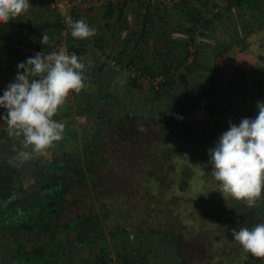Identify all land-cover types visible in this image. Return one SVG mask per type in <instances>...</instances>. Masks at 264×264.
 Returning <instances> with one entry per match:
<instances>
[{
  "label": "rangeland",
  "instance_id": "rangeland-1",
  "mask_svg": "<svg viewBox=\"0 0 264 264\" xmlns=\"http://www.w3.org/2000/svg\"><path fill=\"white\" fill-rule=\"evenodd\" d=\"M71 1L74 3L72 6L74 9L77 6L76 1ZM197 1H191L192 5ZM208 1L209 4L202 9V21L212 19L211 27L209 30L206 29L207 31L202 26L196 28L193 47L187 43L189 36L185 37L180 33L192 26L185 10L187 0H154L153 2L159 6L161 10L159 13L162 16L160 18L158 15V21L156 18V26L166 32H174L176 37V43L171 42L170 45L168 38L161 35L162 38L158 43H161L166 52L169 49L170 53H163L162 56L156 50L152 53V62L157 60L156 64H158L155 69L157 75L155 82H158L159 88L167 82V77L163 75V64L164 60L170 58L167 66H172V74L176 76L172 85L173 91L170 90V86L165 87L163 90L165 92L157 96L152 81H147L143 76L133 78L117 69V74L121 78L117 83H113L112 105L106 101V104L99 107V111L86 122L80 125L79 121L76 123L78 124L76 127L81 128L79 133L82 130L84 134H81L82 142L79 143V149H82V143L91 137V131L97 127L111 107L125 105L128 109L124 115L121 110L112 123L117 149L113 155V162L105 166V170L97 176L98 190L101 189L108 197L105 200L108 207L107 215L111 216V213L114 215V220L110 219L108 224L115 225L119 234L111 235V232H108L109 225L106 226L107 235L103 239L89 240L79 245L73 253L66 255L61 264H103V261L97 257L98 253H103L106 264L111 261L116 264H126L124 257L127 253L134 254L130 264H179L180 261L177 260L180 253L183 264H244L246 259H250L251 254H246L239 243L234 241L232 231H238L242 227L251 229L257 219L259 220L256 221L257 223H264V217H260L257 211L262 205L261 199L253 208L247 207L242 202V219L236 222L238 216L233 212L236 200L227 194L218 201H212L211 198H215L214 184L211 185L210 181H206L199 187L189 183L187 178L191 172L186 173L181 168L187 164V160L179 159L182 150L180 144H177L179 141L175 138V130L171 127L175 125L174 117L179 116L180 113L177 110L179 101H184L188 109L199 102L206 90V82L208 83L207 80L212 76V68L215 67L214 57L219 53L214 48L216 45H213V40H216L218 46L222 48L226 43H239L240 47L233 46L222 55L219 53L220 79L214 85L213 93H210L204 108L208 112L212 109L213 111L221 109L227 113L233 102L236 107L242 106L240 120L254 119L258 110L251 112L248 109H252L259 99L264 100V69L255 70V67L252 68L246 63L242 77L244 95L234 91L238 90L239 86L233 85V89L231 86L234 83L233 66L236 55L246 49L241 38L255 30L258 24L256 22L260 23L264 20V0H257L262 6L254 9L255 16L251 17L247 13L248 5L237 10V8H227L228 0ZM92 4L94 3L88 2L85 7L90 9ZM101 7L100 3L97 8ZM72 11L65 15L74 17ZM204 33H207L210 39L207 45L199 44L202 39L208 41L202 36ZM65 38L66 35L62 36L61 41L65 42ZM256 46L263 49L264 41ZM246 60H250L248 54ZM133 65L137 67V64ZM191 65H194V68L190 69L192 73L188 69ZM198 65L203 69L198 68ZM181 74L188 75L185 83L177 81V76ZM132 113L141 121L134 122L130 116ZM204 114L203 122L206 119L209 122L208 113ZM211 120L214 125L216 120L212 117ZM148 121L162 124L151 126ZM125 123L128 124L127 128ZM238 123L234 121L233 124L239 125ZM112 129L108 132L112 133ZM215 131L217 133V129ZM76 149L78 147L73 148L72 151ZM78 151L82 153V150ZM65 153L68 151L59 147L52 157L56 161L62 159L66 163H73V156ZM202 187L204 190H208L209 187L214 190L208 194ZM188 188L190 191L182 192ZM91 191L93 192L92 189ZM89 194L78 198L77 209L66 211L68 214L65 216L87 214L86 208L91 204H98L97 206L100 207L98 201L100 199ZM263 196L264 190H262ZM200 197L208 200L198 201ZM69 207L74 205L70 204ZM2 239L0 234V242Z\"/></svg>",
  "mask_w": 264,
  "mask_h": 264
},
{
  "label": "trees",
  "instance_id": "trees-1",
  "mask_svg": "<svg viewBox=\"0 0 264 264\" xmlns=\"http://www.w3.org/2000/svg\"><path fill=\"white\" fill-rule=\"evenodd\" d=\"M191 1L193 0H187L185 10H186V15L188 14L189 16V22L192 24V26L190 29H184L180 31V33L185 37L189 36V41L187 43H189V45L193 47L196 28H199V26H202V28L205 31H207L206 29L209 30V28L211 27L212 19L204 20V22L202 21V14H203L202 9L209 4L208 0H198L194 5H192ZM121 3L123 2L107 3L106 11L113 13L114 9L115 8L118 9V5H120ZM115 5L117 7H115ZM245 5L246 6L248 5L247 13L250 14V17L255 16L253 14L254 9L256 8L259 9L260 5L262 6V4L258 3L257 0H228L227 8H230V9L237 8L238 10V9L243 8ZM51 9L53 11L51 14L52 21H49V19H47L43 23H39V24L37 23L35 25L28 24L27 26L22 28L23 38L27 39L31 43L29 45L33 46V48L36 51H40L42 49H44L45 51H49L53 47V45L55 46L62 40V31H63V25L61 23L62 16L56 9L54 8H51ZM146 10H147V14H146V18L144 22H145V26L149 25V27H148V30L145 29L144 36H149L151 35L152 30L156 26L157 22L155 21L156 18L154 17L156 16L155 14L159 9H158V6L155 5L153 1L150 0L147 2ZM159 17L160 18L162 17L161 14L159 15ZM158 19L159 18H157V20ZM73 21H76L75 17ZM256 23L258 24L255 30L246 33V35H244V37L241 38L246 46V49L236 55L235 63L233 66V82L234 83L231 86H232V89H233V85H237V87L239 86L238 90H234V91L236 93L241 92L240 95L245 94V89L243 88L242 77H244L243 74L245 73L246 63L249 66L251 65L252 68L255 67V70L264 69V48L259 49L256 46V45H259L262 41H264V20L261 21L260 23L259 22H256ZM163 31H164L163 29L162 31L160 29L158 31L159 32L158 34L160 35L165 34L163 33ZM70 32L71 30L69 28L68 35ZM42 34H47L50 38L49 43L47 45L41 44ZM202 36L205 39H208V41H205L202 39L199 44L207 45L210 40L207 33L202 34ZM239 39L240 38H238V40ZM4 40H5V34L3 35L0 34V41L4 42ZM171 41L175 42V37ZM213 45H216V47H214ZM213 45L212 47H214L222 55L224 51L230 49L231 47L239 46V43H235V44L226 43V45H224V47L222 48L221 46L220 47L218 46V43L216 40L215 41L213 40ZM69 47H70L71 52L75 53L71 49L72 46L69 45ZM167 51L170 53L169 49ZM187 51H188V54H190L188 49ZM159 52L161 56L163 53H168L163 48L162 50H159ZM219 53H217L214 57L215 67L212 68V72H211L212 76L207 80L208 83L206 82V88H205L206 90L202 94L201 98L199 99V102L197 104L191 105V107L187 109V106H185V102L180 100L179 106L177 109L178 112H180L178 113L179 116L174 117L173 122H175V125L171 126L175 130L174 135H175L176 140L178 139L179 141V143L177 142L176 143L178 145L180 144L179 145L180 150H182V152H180V155L182 156L179 159L184 158L187 160L186 161L187 164L181 166V168L186 173L190 174L191 172V175H188V178H187L189 179V183L190 184L194 183V185H199V187H201L203 183L206 181L208 182L210 181L211 185L214 184L215 190L210 189V187L208 190H204V188L202 187L203 190L207 191L208 194H210L211 190H214L215 198L213 199L212 197L211 198L212 201H218L222 197L227 196V194L226 193L221 194L219 192L218 182L215 181V179L211 175V172L213 169L210 164V157L208 154L209 150L216 146V143L218 142L221 134L226 132L227 129H229V122L231 121L232 123H234V121H236L238 123V121H241L239 119V116L242 115V111H241L242 106L236 107L233 102L231 103L232 108L230 107L227 113H224V111L223 110L221 111V109H218V110L214 109L215 111H213L212 109V110H209L208 112V110L204 108L206 105L205 103L209 100L210 93H213V88L215 87L214 85L217 84L218 80L220 79L221 69L219 68V59H218V57L220 56ZM246 54H248V58L250 60H246ZM168 60L167 59L164 60L165 63L163 64L164 65L163 75L167 77V82L163 83L162 87L158 89H156V87L153 86V88L156 90L157 96H160L161 94L165 92L163 91L165 87L170 86V90L173 91L172 85L176 80V76L172 74V66L171 67L167 66L169 62ZM131 64H136V63L132 61L130 63H127V65L126 64L123 65V63L121 62H115V66H119V65L128 66ZM157 66L158 64L154 62L152 66L150 65L148 68L144 69L143 66L141 68V66L139 65H137V68L141 72V76L150 77L152 81H155L157 79L156 77L157 75L155 74V69ZM192 68H194V65H191V67H188L189 72L191 73L192 71L190 69ZM198 68L203 69L201 65H198ZM115 74H116L115 71H113L112 69L107 71L106 75L109 77L108 80H102V82H100L99 88H98V94L96 96L93 95L88 104L89 108L86 113H88L90 117L93 114L97 113L99 111V107L105 105L106 101L108 103L110 102V104L112 105L113 95H110V90L113 87V83H114L113 78ZM187 76H188L187 74L178 75L177 81L185 83L188 78ZM217 86L218 85H216V88H218ZM240 86L242 88H240ZM261 101L264 102V100L259 99L255 103L254 107H252V109L249 108L248 111L251 110V112L252 111L256 112L258 110L257 104L258 102L260 103ZM121 110H123V113H122L123 115L128 112V109L125 107V105H114L113 107L110 108L108 112L104 114V118L101 119L97 127H95L91 131V137L87 141H84L82 153L80 152L77 153L78 160L75 163L73 164L70 163V165L65 164L63 162L60 163L62 165H65L63 167L64 174L65 173L69 174V173H74V172L76 173L75 174L76 177L74 181L71 180V176L66 177V180H65L66 183L68 182V186L72 185L70 187L74 189V190L70 189L72 191L70 195L71 204H73L74 206H77L79 204L78 198L79 199L83 198V195L88 196L90 195L89 193H91L92 196H95L100 199L98 201H100L99 203L101 204L100 207L102 208L103 213L97 214L94 211V209H91L89 210L90 212L88 211L89 215L86 217V221L82 220L84 224L90 223L93 226V236H98L99 238H102L104 236L103 229H102L103 220L107 221L109 217L110 219L114 220V215L113 213H111V216L107 215L108 207L105 204L106 203L105 200L108 197H106L105 192L101 191V189L98 190L99 184L97 182V176L98 174H100L101 172L105 170L104 169L105 166H109L113 162V155L115 154V150L117 149V144L114 138L116 137V134H115V131L112 129L113 127L112 123L115 120L116 116L119 113H121ZM204 113H208L209 116L207 118L210 119L209 122L207 119L205 120V122H203L204 120L203 115H205ZM130 116L134 122L141 121L133 113L130 114ZM211 117L216 120V123L214 125H212ZM121 118H123V116ZM147 123L149 125L151 124V126H158L162 124L156 121H148ZM125 127L126 128L128 127L127 123H125ZM111 129H112V133L111 132L109 133L108 130H111ZM215 129H217V133ZM116 130L117 132H120L119 129H116ZM185 156H187V158H185ZM51 166H52V170H51L52 173L56 175L57 172L59 171L58 165H54V166L51 165ZM185 176L187 175L185 174ZM91 188L93 192L91 191ZM188 191H190L189 188L187 190H183L182 192L187 193ZM63 193L64 191L63 192L57 191L55 192L54 196L55 198H57V200L61 201L62 197L60 198V196H62ZM109 199H112V198H109ZM206 200H208V198L200 197V200L198 201L205 202ZM102 202L104 203V205H102ZM260 202L262 203V205H260L257 211L260 214V217L261 216L264 217V198H262ZM242 204H243L242 202L236 201L235 206L233 208L234 209L233 212L238 216V219L236 220V222L242 219V209H243ZM255 225L256 224H254V226ZM85 238H86L85 239L86 241L89 239L88 236L87 237L85 236ZM174 249L175 248L173 247V250ZM171 254H174V253H171ZM181 254L182 253L179 254L177 261L178 262L180 261V263L183 264L182 259H181V256H182ZM246 254H249V253H246ZM223 255L225 256V253ZM133 256L134 254L131 255V253H127V255L124 257L125 263L130 264ZM97 257L99 258V260L103 261V264H106L104 262L103 253H98ZM249 258L250 259L245 260L244 264H264V259L255 258V257H252L251 255ZM223 260L226 261V259H223Z\"/></svg>",
  "mask_w": 264,
  "mask_h": 264
},
{
  "label": "crops",
  "instance_id": "crops-1",
  "mask_svg": "<svg viewBox=\"0 0 264 264\" xmlns=\"http://www.w3.org/2000/svg\"><path fill=\"white\" fill-rule=\"evenodd\" d=\"M53 1L54 0H29L32 7L26 14L22 15L17 20L10 21L6 26H0V34H5L4 42L0 41V96L3 95V92L10 83L15 82L16 76L20 71L18 65L27 61L24 56L23 48H33V46L29 45L31 43L23 38L22 28L28 24L35 25L37 23H43L47 19L52 21L51 14L53 11L51 9V3ZM75 1L78 7L75 6L71 13L74 15L75 20L83 19L90 27L96 30V36L90 40L75 39L71 36V32L69 35L67 33L65 38V42L72 46V51L75 53L77 52L76 55L85 63V75L87 76L86 83L88 86L83 89L80 94L77 95L73 93L68 97L63 109L53 117V119L65 125V138L62 141L57 142L56 146L49 150L47 156L35 158L28 162L14 159L17 156V150L22 148V137L17 138L8 135V125L2 119V117L6 116V112L4 108H0V172L11 171L14 172V175L16 176L18 171L26 172V170H29L31 174H29V176L34 178L38 177L40 180V176L44 173L54 175L51 171V165H58V172L64 174L63 167L65 165L60 163L63 162L69 165L70 163H66L62 159L56 161L52 155L56 148L63 147L69 153L65 154L73 156V163L78 160V150L83 149H79V143L82 142L80 140L81 134H84L82 130L81 133H79V129L81 128L80 126L77 128L76 126H78V124L76 123L79 121V125L83 124L90 117V115L86 113L89 108L88 104L92 96L98 94L100 82H102V80H108L109 77L106 75L107 71L111 69L115 71L116 74L114 75L113 81L117 83L121 77L117 74L118 70L115 67V62L127 64L133 61L137 65L143 66L144 69L148 68L153 64L151 58L153 51L156 50L157 53H159L158 51L162 50L161 43H158L160 38H162V36L166 39L168 38V44L170 43V45L171 42H174L171 41L175 37L174 32L169 33L163 31L165 34H162L161 36L158 34L160 28L157 26L154 27L151 35L144 36L145 29L148 30L149 27V25L145 26L144 21L147 14V2L150 0ZM121 1L123 3L118 5V9L115 8L113 13L106 11L107 3H118ZM151 1L154 2V0ZM88 2L94 3L90 6V9L85 7ZM100 3L102 7L98 9L97 6H100ZM115 7L117 6L115 5ZM158 9L159 10L156 12L154 18H159L158 15L161 14L159 13L161 12L159 6ZM53 47L50 50H52ZM154 62L156 63L157 60H154ZM112 89L110 90V95L113 93ZM83 144L84 143H82V145ZM71 146L73 148L78 147V149L72 151L73 148ZM75 174V172L69 173L68 177L71 176V180L74 181L76 177ZM4 185H2L1 188L5 187ZM70 186L72 185H69V187ZM26 187H28V184ZM70 189L74 190L71 187ZM71 190L70 192H72ZM70 204L69 199L66 211L73 210L74 208L77 209L76 206L70 208ZM97 205L98 204L88 205L86 210L89 211L94 209L97 214H101V208ZM89 212L87 214L79 213L75 216L69 214L70 217H68V215L65 216V214H68L65 212L61 221H55V225L51 230H43V232H47L48 235L46 240H41L40 235H38L39 233H42L41 228H39V233L37 232L38 234L32 232L34 236L31 240L32 245L39 240V248L42 247L46 253H66L63 258L59 257L57 259H50L47 264H61V261L66 258V255H69L71 252L73 253L76 250L75 248L79 247V245L85 244L89 240L103 239L105 235H107V232L105 231L107 229H105V227L108 225L110 228L108 232H111V235L115 236L119 234V232H117L118 228L115 225L111 226L112 224H108L110 220L109 218L107 221L103 220L102 223L104 236L102 238L93 236V226L90 223L84 224V222H82V220L86 221ZM256 221L255 223L258 224ZM105 222L106 224H104ZM85 236L89 237L87 241L85 240ZM55 246L57 248H55ZM33 247L35 246L33 245ZM12 248H14L13 251L15 253H20L21 250H24L16 243L12 244L11 247L6 244L3 245L2 243L0 245L1 252L10 253ZM21 253L24 252L21 251Z\"/></svg>",
  "mask_w": 264,
  "mask_h": 264
},
{
  "label": "clouds",
  "instance_id": "clouds-1",
  "mask_svg": "<svg viewBox=\"0 0 264 264\" xmlns=\"http://www.w3.org/2000/svg\"><path fill=\"white\" fill-rule=\"evenodd\" d=\"M31 7L29 0H0V26L17 20ZM66 24L75 39L96 36V30L83 19L73 21L69 17ZM49 39L42 34L41 44L47 45ZM18 68L15 82L0 96V108L7 112L2 119L8 125V135L22 137V148L14 159L28 162L47 156L65 138V125L53 117L70 94L78 95L88 86L86 66L75 53L60 49L47 55L36 53ZM257 108L254 119L243 118L239 125L230 121L229 129L208 153L219 192L249 208L264 198V103L258 102ZM232 236L245 252L264 259V223L233 230Z\"/></svg>",
  "mask_w": 264,
  "mask_h": 264
},
{
  "label": "flooded vegetation",
  "instance_id": "flooded-vegetation-1",
  "mask_svg": "<svg viewBox=\"0 0 264 264\" xmlns=\"http://www.w3.org/2000/svg\"><path fill=\"white\" fill-rule=\"evenodd\" d=\"M14 174L11 171L0 172V234L3 238L0 245L11 247L16 243L24 253H15L14 248L10 253L0 251V264H47L50 259L63 258L66 253H46L42 247L39 248V240L33 244L35 247L31 240L34 237L32 232L38 234L39 228L42 229L38 234L40 239L46 240L48 235L43 230H51L55 221H61L65 214L71 195L65 181L68 174L44 173L40 180L29 176V170ZM2 185L5 187L1 188ZM57 191H64L61 201L54 196Z\"/></svg>",
  "mask_w": 264,
  "mask_h": 264
},
{
  "label": "built area",
  "instance_id": "built-area-1",
  "mask_svg": "<svg viewBox=\"0 0 264 264\" xmlns=\"http://www.w3.org/2000/svg\"><path fill=\"white\" fill-rule=\"evenodd\" d=\"M73 4L71 0H54L51 4L52 8L56 9L59 13H61V16H62V25H63V31H62V36L66 35L68 33V25L66 24V20L67 18L71 17V16H67L68 13L70 11H72L73 9ZM67 14V15H65ZM72 20H74V17H71ZM60 49H64L68 54H73L70 50V47L69 45L66 43V42H59L58 44H56L52 50L50 51H45L44 49L40 50V51H36L34 48L32 47H25L23 48V51H24V56H25V59H28V58H31V57H34V55L36 53H45V55L51 53L52 51H59ZM117 69L119 71H123L125 73H127L128 75H131L133 78H137V77H142L141 76V72L138 70V68L134 65H128V66H123V65H119V66H116ZM146 80L147 81H152L150 77H146ZM152 83L154 84V86L156 87V89H158V82H155V81H152ZM72 94H70L71 96ZM69 96V97H70ZM5 112H6V109H5ZM7 114V112H6ZM108 264H116L115 262L111 261L109 262Z\"/></svg>",
  "mask_w": 264,
  "mask_h": 264
}]
</instances>
